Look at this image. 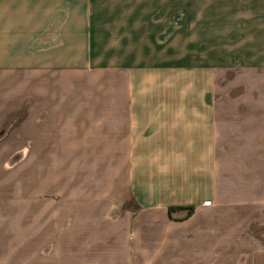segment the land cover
<instances>
[{"label":"crops","instance_id":"1","mask_svg":"<svg viewBox=\"0 0 264 264\" xmlns=\"http://www.w3.org/2000/svg\"><path fill=\"white\" fill-rule=\"evenodd\" d=\"M158 24L145 1L0 0V264H53L57 195L102 264H264L263 84L218 101L224 70L264 72V29L187 63Z\"/></svg>","mask_w":264,"mask_h":264},{"label":"rangeland","instance_id":"2","mask_svg":"<svg viewBox=\"0 0 264 264\" xmlns=\"http://www.w3.org/2000/svg\"><path fill=\"white\" fill-rule=\"evenodd\" d=\"M109 1L114 3L121 1L132 4L145 1L148 5L153 6L154 18L155 21H158V25L167 24V21L170 20L171 23H179L180 34L183 38L181 42L183 41L185 45L187 63L193 62L192 57L197 53L200 45L204 47H202V50H209L210 46L214 47L215 43L213 39L217 41L219 56H225L227 53L233 56V50L240 47V43L244 40L250 39L251 31L249 29L251 27L253 29H259V27L262 30L264 29V0ZM235 60L237 62L233 63L234 68L239 65L238 59L236 58ZM250 83H260L264 87V72L255 74L254 76H249L238 69L221 72L219 74L218 89L219 108H227L230 109L231 113L240 114V106L237 107V111H233L236 107L233 105V100L244 96L247 93L246 85ZM226 103H229L228 107ZM222 113L225 115V111ZM237 156L239 158L235 160L234 167H238V165L241 167V162H248V155L240 154ZM230 163L232 164L233 161ZM60 199L58 195L53 199L55 202L53 210L58 213L56 224L61 231L55 238L56 242L53 243V264H93L97 262V259H101L100 262L102 264L104 262L103 258L110 257L111 251L103 250L100 243L94 246V249H89V245L95 242L93 239H90L91 235L89 233L85 235L73 233L69 239L67 238L64 217L65 204L64 202H60ZM221 214L223 215L224 213L221 212ZM255 219L263 220L264 216H260L259 219L256 217ZM122 225L129 226L130 220L122 218ZM83 243L85 244V248H82Z\"/></svg>","mask_w":264,"mask_h":264},{"label":"trees","instance_id":"3","mask_svg":"<svg viewBox=\"0 0 264 264\" xmlns=\"http://www.w3.org/2000/svg\"><path fill=\"white\" fill-rule=\"evenodd\" d=\"M182 210H184V211H186V219L187 218H189L192 214H193V209L192 208H188V209H169V217H171V215H172V213L174 212V211H182Z\"/></svg>","mask_w":264,"mask_h":264},{"label":"built area","instance_id":"4","mask_svg":"<svg viewBox=\"0 0 264 264\" xmlns=\"http://www.w3.org/2000/svg\"><path fill=\"white\" fill-rule=\"evenodd\" d=\"M206 206H209V204H206Z\"/></svg>","mask_w":264,"mask_h":264}]
</instances>
